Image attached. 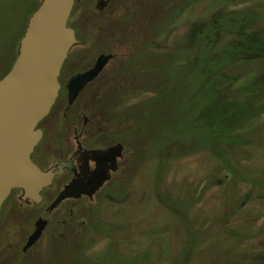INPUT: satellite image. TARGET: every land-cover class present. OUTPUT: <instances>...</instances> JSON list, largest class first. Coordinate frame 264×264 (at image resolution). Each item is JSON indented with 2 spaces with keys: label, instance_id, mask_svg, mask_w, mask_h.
Wrapping results in <instances>:
<instances>
[{
  "label": "rangeland",
  "instance_id": "rangeland-1",
  "mask_svg": "<svg viewBox=\"0 0 264 264\" xmlns=\"http://www.w3.org/2000/svg\"><path fill=\"white\" fill-rule=\"evenodd\" d=\"M172 1L126 0L118 7L122 16L132 13L135 38L147 40L160 30L154 51L138 48L122 71L124 76L137 80V85L156 88L152 95L129 93L136 95L124 106L131 108L138 103L133 113L123 109L128 93L119 94V102L113 96L103 99L109 125L120 128L110 138L123 141L124 148L125 143L129 144L134 167L118 175L117 189L113 183L103 191L102 200L100 196L94 197L88 209L81 211V215L92 217L76 218L93 220L98 214L102 220L105 217L109 222L129 224V232H117L111 245L108 238L99 237L90 246L91 253L105 252L113 246L119 260L136 258L142 248H152L153 256L160 251L169 257L183 248L185 233L191 227L197 239L190 247L195 254L199 253L193 264H264V114L251 117L249 111L237 110L235 115H227V104L221 101L226 90L218 94L216 87L221 66L238 56L233 49H227L229 43L239 38L233 30L246 31L247 38L242 42L255 45L264 53V0H178L177 5L171 4ZM36 2L0 0V36L17 29L22 15ZM85 5L86 0L78 1L68 21L78 19L81 41L88 38V30L92 28L90 46L81 44L73 51L87 57L96 47H102L103 35L102 10H96L94 15ZM178 6H184L185 11L174 20ZM229 12H233L231 19L243 18H236V28L231 26L233 20L230 23L223 16ZM216 22L223 28L209 32L210 28H206ZM114 53L126 59L129 51L122 45L115 47ZM251 54L246 51L245 55ZM227 68L225 75L235 82L225 88L244 91L258 79L256 83L260 85L250 89L256 95L250 105L252 108L264 105V57L252 62L240 60ZM111 84L113 80L109 79L107 85ZM242 100V93L238 92L233 104L239 107ZM200 114L207 125L241 122L239 129L244 132L240 140L245 144L224 146L225 162L209 151L216 136L203 124L194 123ZM194 148L198 151L180 155ZM157 154L161 156L160 164ZM145 229L163 234L150 237L137 234ZM232 230L238 234L233 235ZM131 232L133 238L122 243L121 239ZM90 234L95 237L94 231ZM59 236L54 237L46 250L42 249L43 239L42 248L27 260L32 264H50L73 256V252L67 253L69 244ZM11 261L6 256L0 259V264ZM158 264L170 263L161 259Z\"/></svg>",
  "mask_w": 264,
  "mask_h": 264
},
{
  "label": "flooded vegetation",
  "instance_id": "flooded-vegetation-1",
  "mask_svg": "<svg viewBox=\"0 0 264 264\" xmlns=\"http://www.w3.org/2000/svg\"><path fill=\"white\" fill-rule=\"evenodd\" d=\"M100 2L86 0L84 8L94 15L102 10V47H96L87 57L73 52L81 44L90 46L92 28L88 30V38L81 41L78 19L67 21L74 30L76 43L68 51L57 76L59 88L54 103L34 127L41 135L29 154L30 159L41 170L59 166L61 170L40 190L38 201L23 198L22 190L13 188L0 206V259L10 256L11 264H28V257L41 248L43 239L55 229L75 221L76 217H90L81 215V211L88 209L94 197L100 196L102 200L103 191L113 183L117 188L121 173L134 167L133 154L124 148L123 141L110 138L120 128L109 125L103 99L111 92L154 93L156 87L137 85V80L131 75L124 76L122 71L133 52L140 47L154 51L158 39L154 38V32L147 40L135 38L132 13L122 16L117 12L126 0H102L99 6ZM122 45L129 51L126 59L114 53V48ZM106 55L110 57L98 66L97 59ZM81 75L83 78L76 80ZM109 79L113 84L107 85ZM125 81L130 84H124ZM17 210L19 214L15 213ZM36 230L40 233L38 238L27 245Z\"/></svg>",
  "mask_w": 264,
  "mask_h": 264
},
{
  "label": "water",
  "instance_id": "water-1",
  "mask_svg": "<svg viewBox=\"0 0 264 264\" xmlns=\"http://www.w3.org/2000/svg\"><path fill=\"white\" fill-rule=\"evenodd\" d=\"M75 1H39L9 70L0 78V206L13 188L21 189L23 198L38 201L40 190L61 170L60 166L41 170L29 154L41 135L34 127L54 103L57 76L76 43L74 30L67 25ZM109 57L100 56L97 65ZM39 234L36 230L27 245Z\"/></svg>",
  "mask_w": 264,
  "mask_h": 264
},
{
  "label": "trees",
  "instance_id": "trees-1",
  "mask_svg": "<svg viewBox=\"0 0 264 264\" xmlns=\"http://www.w3.org/2000/svg\"><path fill=\"white\" fill-rule=\"evenodd\" d=\"M40 1V0H39ZM39 1L37 0V2L31 7V9H29L27 12H25L22 15L21 21L17 27V29H13L11 32H9L8 34H4L2 36H0V78L9 70L14 57L17 53V47H18V42L20 37L22 36L25 26H26V22L28 17L30 16V14L36 9V7L39 4ZM177 1L178 0H173L171 2V4L177 5ZM198 1V0H197ZM177 7V6H176ZM178 12L176 13V16L174 18V20L177 19V16L181 14V12L184 10L185 8L184 6H178ZM220 11V10H219ZM233 12H229V13H224L223 16L229 18V22H231V20H233V23L231 24V26H234V28H236V23H237V16L233 19H231ZM231 19V20H230ZM238 20H243L242 17H238ZM213 24V23H212ZM210 25L209 27H207L206 29L209 30V32H215L218 31V28L220 27V25L217 24H213ZM68 25V23H67ZM223 28V27H220ZM160 30H156V32H154V38H156V36L159 34ZM233 32L239 34V38L232 44L229 43L227 46L230 49H233V51L236 52L237 58H235L234 60H230L229 63L223 64L220 68V71L218 72L219 77H220V81L219 83H217L216 87H217V92L218 94H221V92H223L224 90H226V97L224 95V97H221V101L223 103L227 104V115L228 114H234L236 113L237 110H245L246 112H248L247 114L251 115V117L255 116H259L260 114H264V105L261 106H257L255 108H252V105H250V102H253L252 100H255L254 98L256 97L255 92L251 91L250 89L256 86H259L260 84L257 85L256 82H258V79H256L251 85H249L247 87V90L241 91V89H234L231 91H228L225 87L226 86H231V82H235L233 77H228L227 75H225V70L228 69L227 67H231L234 66L236 63H238L240 60H244V62H252L255 60H259L262 59L264 57V53L262 50L256 48L255 45H251V44H246V42H242V39L244 37H246V31H238V30H233ZM247 38V37H246ZM245 39V38H244ZM157 40V39H156ZM259 45V43H258ZM258 47V46H257ZM260 47V46H259ZM246 51H250L253 52V54H251V56H246ZM260 78V77H259ZM261 79V78H260ZM261 81V80H260ZM241 92L243 99L240 106H236L235 104H233V97L236 95V93ZM121 93L118 92H113V93H108V96H113V99L118 101V95ZM123 94V93H122ZM138 94V93H136ZM136 94H126L125 95V100L123 102V109L124 110H129L133 113V108L135 105H132L131 108H126L125 102L134 97ZM116 102V103H117ZM120 104V103H118ZM252 108V110H251ZM107 111V108H106ZM108 113V112H107ZM252 113V114H251ZM231 114V115H232ZM246 114V113H245ZM246 114V115H247ZM235 115V114H234ZM233 115V116H234ZM245 115V116H246ZM194 123H196L197 125H202L206 126L207 131H210L213 135H215L216 137L214 139H212L211 145L209 146V151L211 152V154L214 157H217V159L219 161H224L225 162V150L224 146L228 147L230 145H242L245 144L244 141L240 140V136L242 135V133L244 131L240 130L239 127L241 126V122H235V123H231V124H224V123H218V124H209L205 121L204 117L200 114L198 115V117H196V119L194 120ZM115 133L113 132L112 135H114ZM125 143V142H124ZM127 145V148L129 149V151H131V148L129 146V144L125 143ZM192 151H198L197 149L194 148L191 150H187L185 153H180V155L183 154H190V152ZM178 155V156H180ZM158 158V164H160V159L161 156L160 154L156 155ZM177 156V157H178ZM176 158V157H175ZM160 177V176H159ZM158 178V182H159ZM117 189V188H116ZM116 197V196H115ZM97 214V213H96ZM95 214V215H96ZM94 215V214H93ZM98 216V214L96 215ZM92 217V216H90ZM177 218V217H176ZM185 218V217H184ZM104 220H102V218H98V217H94V219H89V218H83V219H76L75 221H71L68 224H64L60 227H58L57 229H55L53 231L52 234H50L48 236V238H46L45 243H44V247L42 248L43 250L48 249L51 244L54 242V237L58 236L59 234H61V237L59 236L60 240L62 242H67L69 244V251H67V253H74L73 256L72 255H68L63 257L61 260H59V262L56 263H50V264H158L159 261L161 259L163 260H168V262L170 264H193L195 263V261H193V259L199 255V253L195 254V252L192 251L191 249V244L192 241H195L197 239V237H195V233L190 230V228L187 229L186 233H185V241L183 242V248L179 249L178 252H176L175 254L169 256V257H165L160 251H158L157 255L152 254L151 250L152 248H142L141 250L137 251V257L136 258H125V259H121L119 260V258L116 256V250L113 246H110L111 248H109L107 251L105 252H89L90 250V246L92 245V243L97 240L99 237H105L108 238V244L111 245V241L112 238L115 236V234L119 231H126V233L129 232L130 229V225L129 224H120V223H113V222H109L108 220H105L106 218H103ZM188 221V219H185ZM79 226V227H77ZM94 231L95 232V237H91L90 232ZM233 233V235L237 232L235 231H231ZM59 233V234H58ZM137 233V232H136ZM142 236H161L163 234V232L161 231H150L149 229H145L140 233ZM238 234V233H237ZM133 232L130 233V235L123 237L121 239V242L124 243L126 240H130L131 238H133ZM68 239V241H67ZM124 246V244H122ZM42 246V244H41ZM124 248L126 250H130L128 249L126 246H124ZM156 249V248H155ZM29 263L32 264V262L29 260ZM28 263V264H29Z\"/></svg>",
  "mask_w": 264,
  "mask_h": 264
}]
</instances>
